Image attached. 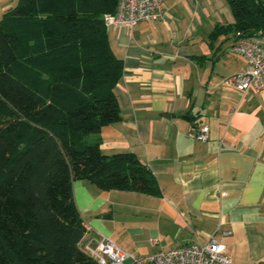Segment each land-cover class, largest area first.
I'll return each instance as SVG.
<instances>
[{
	"label": "crops",
	"instance_id": "1",
	"mask_svg": "<svg viewBox=\"0 0 264 264\" xmlns=\"http://www.w3.org/2000/svg\"><path fill=\"white\" fill-rule=\"evenodd\" d=\"M163 5L161 19L107 27L124 62L115 88L122 118L99 133L104 153L139 156L162 195L75 180L86 236L151 255L230 231L222 239L233 264H264V90L227 81L248 66L231 51L233 10L228 0ZM199 124L210 126L207 141L190 135Z\"/></svg>",
	"mask_w": 264,
	"mask_h": 264
},
{
	"label": "trees",
	"instance_id": "2",
	"mask_svg": "<svg viewBox=\"0 0 264 264\" xmlns=\"http://www.w3.org/2000/svg\"><path fill=\"white\" fill-rule=\"evenodd\" d=\"M119 0H18L0 19V264H98L74 181L162 195L132 151L106 154L103 126L122 118L124 62L105 14ZM238 35L264 37V0H228Z\"/></svg>",
	"mask_w": 264,
	"mask_h": 264
},
{
	"label": "built area",
	"instance_id": "3",
	"mask_svg": "<svg viewBox=\"0 0 264 264\" xmlns=\"http://www.w3.org/2000/svg\"><path fill=\"white\" fill-rule=\"evenodd\" d=\"M165 13L163 0H119L114 13L105 14V24L111 26H135L145 20H158ZM231 51L243 55L248 62L245 71L227 79L238 88L264 90V37L260 35H238ZM191 137L207 141L210 137L208 124L196 125ZM230 231L209 235L205 243H187L160 250L151 255H134L125 251L112 239L103 235L85 236L82 247L98 264H233L222 239ZM157 243V240H154ZM128 261V262H127Z\"/></svg>",
	"mask_w": 264,
	"mask_h": 264
},
{
	"label": "rangeland",
	"instance_id": "4",
	"mask_svg": "<svg viewBox=\"0 0 264 264\" xmlns=\"http://www.w3.org/2000/svg\"><path fill=\"white\" fill-rule=\"evenodd\" d=\"M18 0H0V19L3 15V13L9 9L10 7L14 6L17 3ZM3 8H5L3 10ZM97 216V215H96ZM128 262V261H127Z\"/></svg>",
	"mask_w": 264,
	"mask_h": 264
}]
</instances>
